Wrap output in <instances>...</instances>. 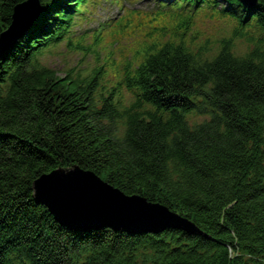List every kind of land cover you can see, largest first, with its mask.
<instances>
[{
	"label": "trees",
	"instance_id": "obj_1",
	"mask_svg": "<svg viewBox=\"0 0 264 264\" xmlns=\"http://www.w3.org/2000/svg\"><path fill=\"white\" fill-rule=\"evenodd\" d=\"M27 1L0 0V35ZM39 1L44 16L0 58V264H264V0H140L153 11L102 31L139 17L135 37L148 32L110 90L103 69L81 79L44 64L94 0ZM202 17L230 21L233 37L199 43ZM75 167L204 235L60 225L34 183Z\"/></svg>",
	"mask_w": 264,
	"mask_h": 264
},
{
	"label": "water",
	"instance_id": "obj_2",
	"mask_svg": "<svg viewBox=\"0 0 264 264\" xmlns=\"http://www.w3.org/2000/svg\"><path fill=\"white\" fill-rule=\"evenodd\" d=\"M42 13L39 0L15 6L12 24L0 35V58L13 49ZM34 197L56 222L70 230L110 228L127 233L158 234L178 229L204 235L192 222L167 207L138 196H127L95 173L79 167L43 175L34 183Z\"/></svg>",
	"mask_w": 264,
	"mask_h": 264
},
{
	"label": "rangeland",
	"instance_id": "obj_3",
	"mask_svg": "<svg viewBox=\"0 0 264 264\" xmlns=\"http://www.w3.org/2000/svg\"><path fill=\"white\" fill-rule=\"evenodd\" d=\"M115 6L122 8L119 0H113ZM117 7L106 4L103 8L98 9V13L91 20V14L85 15V20L75 28L76 37L73 40V46L70 48L63 44L50 53V56L44 60V64L55 69L61 77H66L69 73L74 72L81 79L91 75L95 69H103L105 80L102 85L110 87L118 74L123 73L128 62L132 58V46L135 40V34L138 26L142 22L134 20L132 27L120 29L116 33L104 37L97 35V29L107 23L110 19L115 21L119 16ZM125 25V24H124ZM197 33L199 37L208 40L211 48H218L221 39H230L233 37L234 28L225 20L201 18L197 22ZM100 40V42H99ZM201 42V44L205 42ZM85 49H78V46ZM247 46L240 43L237 46L239 52H245ZM73 74V75H74ZM193 121H201L197 118Z\"/></svg>",
	"mask_w": 264,
	"mask_h": 264
},
{
	"label": "clouds",
	"instance_id": "obj_4",
	"mask_svg": "<svg viewBox=\"0 0 264 264\" xmlns=\"http://www.w3.org/2000/svg\"><path fill=\"white\" fill-rule=\"evenodd\" d=\"M234 54H235L237 57H240V56H241V53H240L238 50H234ZM117 138H119V139H123V138L120 137L119 135H118Z\"/></svg>",
	"mask_w": 264,
	"mask_h": 264
}]
</instances>
